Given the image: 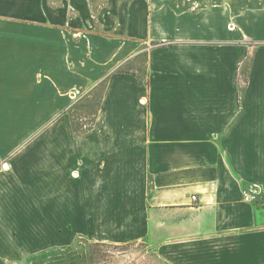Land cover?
<instances>
[{
	"label": "crops",
	"instance_id": "0c3cea01",
	"mask_svg": "<svg viewBox=\"0 0 264 264\" xmlns=\"http://www.w3.org/2000/svg\"><path fill=\"white\" fill-rule=\"evenodd\" d=\"M56 3L0 0V264H264V0Z\"/></svg>",
	"mask_w": 264,
	"mask_h": 264
},
{
	"label": "rangeland",
	"instance_id": "374dc122",
	"mask_svg": "<svg viewBox=\"0 0 264 264\" xmlns=\"http://www.w3.org/2000/svg\"><path fill=\"white\" fill-rule=\"evenodd\" d=\"M54 6V0H49ZM117 0H91L94 4L93 15L95 18L101 15L104 16V9H107L108 4ZM144 3L146 0H138ZM56 5L64 3V0H56ZM124 2V0H120ZM143 58V55H141ZM124 65V66H123ZM124 70L132 69L134 67L143 66V61L138 64H122ZM103 86L98 88L97 93L90 98L86 96L82 99V103L74 108L73 115L75 118V128L79 131L82 127L90 122L96 113L99 97L101 95ZM83 111L82 106L86 107ZM83 113H87L88 118L85 122L80 119ZM87 117V116H86ZM0 160V168L3 166ZM24 264H159L156 254L147 248L145 244H130V245H115V244H98L88 242L83 238H77L74 244L65 249H56L44 252L35 258L26 260Z\"/></svg>",
	"mask_w": 264,
	"mask_h": 264
},
{
	"label": "built area",
	"instance_id": "2783aa9c",
	"mask_svg": "<svg viewBox=\"0 0 264 264\" xmlns=\"http://www.w3.org/2000/svg\"><path fill=\"white\" fill-rule=\"evenodd\" d=\"M247 199H249V200H251V201H254V200H255V197L250 196V197H248ZM193 200L195 201V200H196V197H193Z\"/></svg>",
	"mask_w": 264,
	"mask_h": 264
}]
</instances>
